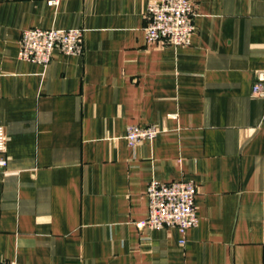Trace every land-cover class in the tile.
Returning a JSON list of instances; mask_svg holds the SVG:
<instances>
[{"label": "crops", "instance_id": "1", "mask_svg": "<svg viewBox=\"0 0 264 264\" xmlns=\"http://www.w3.org/2000/svg\"><path fill=\"white\" fill-rule=\"evenodd\" d=\"M150 1L0 0V261L264 264V0H193L188 47L147 41ZM32 28L83 55L22 61ZM152 181L193 182L198 227L138 228Z\"/></svg>", "mask_w": 264, "mask_h": 264}, {"label": "built area", "instance_id": "2", "mask_svg": "<svg viewBox=\"0 0 264 264\" xmlns=\"http://www.w3.org/2000/svg\"><path fill=\"white\" fill-rule=\"evenodd\" d=\"M196 4L193 0H151L147 9L146 39L149 43H168L188 47L195 33ZM55 51L64 55L81 56L84 53L82 29L58 30L32 28L23 32L19 58L22 61L48 66ZM253 94L264 98V73L257 75ZM160 133L156 125L127 127L125 139L130 147L154 140ZM7 135L0 127V174L8 166ZM197 186L193 182L162 183L152 181L147 190L148 216L138 228L159 230L176 228L185 234L198 227L196 206ZM0 264H9L0 261Z\"/></svg>", "mask_w": 264, "mask_h": 264}]
</instances>
